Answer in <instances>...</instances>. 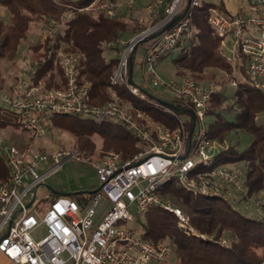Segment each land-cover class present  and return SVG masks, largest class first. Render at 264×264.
I'll return each instance as SVG.
<instances>
[{
    "label": "built area",
    "instance_id": "2783aa9c",
    "mask_svg": "<svg viewBox=\"0 0 264 264\" xmlns=\"http://www.w3.org/2000/svg\"><path fill=\"white\" fill-rule=\"evenodd\" d=\"M136 1L94 0L87 8L80 9L102 10L109 19L122 13L140 14L138 24L142 29L127 40L120 38L115 42L122 49L110 77L109 102L91 104V83L81 80L79 75V65L85 56L60 48L48 49L33 69L21 75L12 92L0 91V111L14 114L16 123L26 132L43 134L44 118L48 116H74L98 124H118L131 134L137 149L126 158L114 151L100 157L94 165L99 190L84 194L82 205L71 197L58 196L42 214L36 195L32 199L33 190H37L63 162L71 158L80 160V157L76 152L52 156L26 154L0 138V156L8 170L7 179L0 183V254L9 264H177L169 245L151 243L142 239L135 229L122 225L157 208L172 213L187 236L197 237L188 215L159 195L162 186L174 179L193 195L223 198L232 203L237 196H243L258 213L264 210V195L256 199L248 197L241 172L225 168L226 164L199 167L191 158L196 156L201 162H212L215 156L230 148L228 141H218L207 135L206 110L212 94L218 91L216 87L207 88L189 77L163 81L155 70L160 59L177 53L180 42L193 38L196 32L192 26L193 10L208 2L207 22L220 39L221 52L232 57L243 56L247 83L264 94V0H240L239 6L242 4L243 8L239 7L237 13H232L224 0H149L148 4L135 9ZM71 16L72 11L60 19ZM177 16L181 18L173 22ZM247 26L258 27L260 36L245 32ZM55 29V23L46 26L43 37H51ZM150 36L154 37L145 41ZM141 42L149 45L139 59L140 64L154 87L168 89L174 97L172 101L183 106L180 111L128 84V60ZM225 60L232 61L227 55ZM46 65L60 73L57 84L51 87L43 77L37 76L39 69ZM229 83L237 85L234 73ZM119 84H124L135 99L171 113L176 127L160 124L133 104L122 102L114 90ZM178 112H188L191 120L185 122ZM192 120L194 126L190 133ZM48 162L53 165L43 173L36 171L37 166ZM39 229L44 235L33 237ZM220 244L227 246V239L221 238Z\"/></svg>",
    "mask_w": 264,
    "mask_h": 264
},
{
    "label": "trees",
    "instance_id": "16d2710c",
    "mask_svg": "<svg viewBox=\"0 0 264 264\" xmlns=\"http://www.w3.org/2000/svg\"><path fill=\"white\" fill-rule=\"evenodd\" d=\"M93 1L0 0V7L9 14L8 23L0 19V61L13 59L20 43L28 39L34 28H39L41 34L31 47L32 63L37 64L50 48L82 53L85 60L79 65V75L81 80L91 83V104L102 105L109 102L110 77L119 61L117 54L122 49L115 42L120 38L127 40L142 27L134 17L126 19L125 13L109 19L102 10L80 11ZM208 5L206 2L193 10L192 26L196 32L192 39L177 45L176 57L173 59L177 75L187 76L196 82L203 80L207 68H216L227 73L231 71L230 65L221 54L218 43L220 39L216 38L207 22ZM70 11V18L60 19ZM53 23L56 25L54 35L43 37L44 28ZM107 50L114 52L116 57L106 58ZM131 65L133 67V59ZM50 67L46 65L39 69L38 78L44 76ZM58 74L60 76L59 71ZM50 77L49 75V82L46 81L48 87L54 86ZM19 79L20 76L17 82ZM248 84L239 81L236 88L231 89L228 94L222 90L214 92L206 110L207 116L212 120L206 126L208 137L219 141L227 139L237 131L251 136L243 151H236L230 146L226 152L215 156L213 161L220 157L221 165L243 162L244 170L241 173L248 197L256 199L264 195V124L257 122L260 115L264 116V94ZM128 99L154 121L171 128L176 127V119L171 113L156 109L139 99ZM170 104L177 109L183 107L176 101ZM226 115H230L229 118H226ZM3 117L4 113L0 111V130L8 125ZM72 125L74 124L69 118L54 119L53 122L54 127L70 133L74 129ZM189 125L190 123V130ZM135 143L133 139L116 141L114 149L124 158L130 157L137 152ZM7 176L8 170L0 156V183L4 182ZM159 195L188 215L189 223L198 236H187L178 227L177 218L162 209L153 208L144 214L143 222H140L141 215L136 216L134 221L142 239L154 244L169 245L173 260L177 264L264 262V210L249 217L234 209V204L246 209L247 205L250 206L245 197L237 196L232 203L223 198L196 196L171 181L162 186ZM55 198L58 197L54 194L52 199ZM221 238L227 239V246L220 244Z\"/></svg>",
    "mask_w": 264,
    "mask_h": 264
},
{
    "label": "rangeland",
    "instance_id": "374dc122",
    "mask_svg": "<svg viewBox=\"0 0 264 264\" xmlns=\"http://www.w3.org/2000/svg\"><path fill=\"white\" fill-rule=\"evenodd\" d=\"M119 1L123 3V0ZM148 3L149 0H137L133 5L135 9H139L141 8V5H146ZM239 7L242 10V4ZM123 8L125 7L123 6ZM8 15V12L3 7H0V19L8 23ZM124 15H126V19L128 17H134L135 21H137L138 23V19L140 16L139 13L134 12L130 15ZM245 28V32H253L254 36H260V29L258 27L247 26ZM40 34L41 32L39 28H34L28 39L20 43L17 53L13 59L0 61L1 92H12L13 88L17 86L18 77H21L23 73L34 68L35 65L32 63L31 47ZM148 45V42H141L136 47L135 57L133 55L134 58L132 67L133 69L131 73V87H134L137 91L146 93V95H148L153 100L172 102V100H174V97L171 92L164 87H154L149 74L145 72L141 64L135 61L143 57L145 50L148 48ZM221 54L224 58H226V55L231 58L232 61L230 62L226 60L231 67V71L227 73L219 69L217 70L216 68H207V70L204 71L203 80L198 83L206 86L207 88L210 86L216 87V90H222L224 93L228 94L231 89H235L237 86H231L229 83L231 73H234L236 77V84H238L239 81L247 83V74L245 69L246 61L243 56L232 57L227 52ZM105 56L106 58L116 57V54L112 51L107 50L105 51ZM175 57V53L168 54L155 64L156 73L163 81L182 78L176 73V67L173 64V59H175ZM49 75L51 76L50 79H52L51 83L53 82L54 85H56L58 80L60 79L58 72L54 71L52 67L48 69L46 71V74L42 77L45 81H47L49 79ZM114 90L119 96V99L124 103H131L128 98H134L126 91V86L124 84L115 86ZM178 113L181 119L185 122L191 120V115L188 112ZM229 116L230 115H226V118H229ZM3 118L8 122V125L0 130V138L4 143L14 145L21 152L26 154L43 153L48 156H52L56 153L76 152L80 157V160L71 158L63 162L61 166H59L53 172V174H50L44 180V182H42V185L37 189L36 199L40 201L38 210L39 212H42V214L47 209L50 201L53 198L54 194L52 192L58 191V193H61L66 197H71L79 205H82L84 197L83 193L93 191L100 185L94 169V165L99 162L100 157H102L103 154H106L109 151L116 152V150L114 149V147L116 146V141L133 139V141L135 142L134 138L127 130L112 122L98 124L91 119H82L80 117L74 116H48L44 118V133H41V135L38 136L23 130L16 123L14 114H4ZM67 118H69V120H72V124H74L72 125V128H74L72 129V133L53 126L54 119ZM211 120V117H207L206 121L210 122ZM257 122L259 124H264V116L260 115L257 118ZM224 140L228 141L230 146L234 147V150L241 152L250 142L251 136L237 131L232 133L227 139ZM191 158L194 162L199 164V167H216L220 165V157L208 163L199 161V158L196 156H191ZM52 165V162L39 165L36 167V171L38 173H43ZM224 167L232 171L243 172L244 163L236 162L235 164H226L224 165ZM171 182L174 185L179 186V183L176 179L172 180ZM233 207L234 209H238V211L243 212L249 217L254 215L255 212L257 213L255 207H250L248 205L247 209L243 206L235 204L233 205ZM143 219L144 214L140 216V222H143ZM136 224L137 223L135 221H125L122 223L124 227H131L140 233ZM43 235V230L39 229L35 234H33V237L38 238ZM62 256L66 258L67 254H64ZM261 264H264V262H262Z\"/></svg>",
    "mask_w": 264,
    "mask_h": 264
},
{
    "label": "water",
    "instance_id": "95a60500",
    "mask_svg": "<svg viewBox=\"0 0 264 264\" xmlns=\"http://www.w3.org/2000/svg\"><path fill=\"white\" fill-rule=\"evenodd\" d=\"M181 18V16H177V18L176 19H174V21L173 22H175V21H177V20H179ZM157 35V34H156ZM155 36V35H154ZM154 36H150L149 38H147L145 41H147V40H149V39H151V38H153ZM134 52H135V48L133 49V51L131 52V55H130V57H129V60H128V64H129V75H128V80H127V82H128V84L130 83V76H131V63H132V59H133V55H134ZM159 103H161V104H164L165 106H167V107H170V108H172V109H174L175 111H180V109H177V108H174V106H172L171 104H169V103H166V102H163V101H158ZM191 130H190V133L192 132V130H193V126H194V121L192 120V123H191ZM189 143H190V136H189V140H188V143H187V148H188V146H189ZM99 190V187L98 188H96L95 190H93V191H89V192H84L83 194H93V193H95V192H97ZM36 189H34L33 190V197H32V199L34 198V196L36 195ZM52 192V191H51ZM53 194H55V195H57V197L58 196H63V194H61V193H58V191L57 192H52ZM31 199V200H32Z\"/></svg>",
    "mask_w": 264,
    "mask_h": 264
},
{
    "label": "crops",
    "instance_id": "0c3cea01",
    "mask_svg": "<svg viewBox=\"0 0 264 264\" xmlns=\"http://www.w3.org/2000/svg\"><path fill=\"white\" fill-rule=\"evenodd\" d=\"M224 3L226 4L227 8L232 13H237L238 12L240 0H224ZM135 53H136V50L134 52V57H135ZM135 61L140 64V60L137 59ZM131 68H132V65H131ZM132 69H131V72H132ZM14 89H15V87L13 88V90ZM0 264H9L8 261L6 260V258H4V256L1 255V254H0Z\"/></svg>",
    "mask_w": 264,
    "mask_h": 264
}]
</instances>
